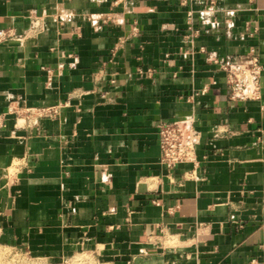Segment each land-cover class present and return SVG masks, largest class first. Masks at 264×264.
Here are the masks:
<instances>
[{
	"label": "crops",
	"instance_id": "0c3cea01",
	"mask_svg": "<svg viewBox=\"0 0 264 264\" xmlns=\"http://www.w3.org/2000/svg\"><path fill=\"white\" fill-rule=\"evenodd\" d=\"M0 31V247L264 264V72L261 100L231 102L211 61L255 47L264 64V0H0ZM186 117L196 158L168 173L158 125Z\"/></svg>",
	"mask_w": 264,
	"mask_h": 264
},
{
	"label": "built area",
	"instance_id": "2783aa9c",
	"mask_svg": "<svg viewBox=\"0 0 264 264\" xmlns=\"http://www.w3.org/2000/svg\"><path fill=\"white\" fill-rule=\"evenodd\" d=\"M185 3V0H182ZM108 21V19H107ZM187 39L193 43V39L200 35V31L193 26V15L188 17ZM32 28L38 26V20L32 19ZM135 35V34H133ZM8 36L0 31V43ZM118 47L115 48V50ZM114 50V51H115ZM205 52L204 48L201 50ZM186 54L188 51L185 52ZM211 61L218 65L225 74V81L229 90L231 102H248L262 99V77L264 64L260 53L255 47L241 55H228L225 57L213 56ZM61 64L58 70H62ZM49 80L53 79L55 73L51 69H45ZM206 88L195 95L205 94ZM5 125L4 116H0V129ZM159 145L161 151L160 163L168 173L173 172L177 166L195 161L196 148L198 145L199 132L195 128V120L192 117L174 120H162L158 125ZM255 264V261L252 262Z\"/></svg>",
	"mask_w": 264,
	"mask_h": 264
},
{
	"label": "rangeland",
	"instance_id": "374dc122",
	"mask_svg": "<svg viewBox=\"0 0 264 264\" xmlns=\"http://www.w3.org/2000/svg\"><path fill=\"white\" fill-rule=\"evenodd\" d=\"M0 264H35L19 251L0 247Z\"/></svg>",
	"mask_w": 264,
	"mask_h": 264
}]
</instances>
